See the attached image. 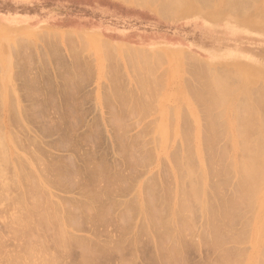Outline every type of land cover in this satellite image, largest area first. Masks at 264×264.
I'll list each match as a JSON object with an SVG mask.
<instances>
[{"label": "rangeland", "instance_id": "obj_1", "mask_svg": "<svg viewBox=\"0 0 264 264\" xmlns=\"http://www.w3.org/2000/svg\"><path fill=\"white\" fill-rule=\"evenodd\" d=\"M150 2L0 0V264H71L67 237L86 257L110 247L101 264H249L264 208L237 175L228 110L264 95V0Z\"/></svg>", "mask_w": 264, "mask_h": 264}, {"label": "bare ground", "instance_id": "obj_2", "mask_svg": "<svg viewBox=\"0 0 264 264\" xmlns=\"http://www.w3.org/2000/svg\"><path fill=\"white\" fill-rule=\"evenodd\" d=\"M125 2H127V3H132V4H135L136 2H138V0H124ZM157 1V0H156ZM155 0H153V2L155 3L156 2ZM161 2H159L158 3V5H160V3L161 4H163L162 6H164L163 8H166V10H168V11H170L171 13H172V8L175 10V8H176V10L178 9L177 7H185V6H192V5H194V4H196V3H200V4H205V0H160ZM225 1V7H224V3H222L223 4V8H224V10L225 11H222L223 13L224 12H238V11H243V10H245V8H246V5H244V2L246 1V0H223V2ZM149 3H152V2H150V0H149ZM136 4H138V3H136ZM136 4H135V6H136ZM139 4H141V2H139ZM144 5V4H143ZM157 5V6H158ZM243 5H244V8H243ZM145 6V5H144ZM161 6V5H160ZM159 6V7H160ZM242 6V7H241ZM158 10V9H157ZM159 11H160V13H164L165 14V10L164 9H162L161 8V10L159 9ZM245 12V11H244ZM158 15H160V14H158ZM166 15V14H165ZM160 17H164L163 15L161 16L160 15ZM167 17V16H166ZM258 17V16H257ZM259 17H264V10H263V15H259ZM258 17V18H259ZM170 18V17H169ZM104 42V41H103ZM102 42V43H103ZM124 53H126V52H124ZM219 58H223L224 56L222 55V54H220L219 56H218ZM226 59V58H225ZM190 60V59H189ZM191 61V60H190ZM202 64H199V66H201ZM203 66V65H202ZM204 67V66H203ZM202 67V68H203ZM199 68H201V67H199ZM249 68H252V67H249ZM250 85V82H248V84H247V86H249ZM224 89V100L223 101H225L226 99H227V97L229 96V94H230V92H229V89H227V87H224L223 88ZM245 90H247V88L245 89ZM261 105H264V95L263 94H261V95H259V96H256V97H251V96H248V99H247V102H246V104L244 105V112L243 113H239V111L237 110V108L236 107H234V106H232V108L230 109L229 108V110L228 111H230L232 114H234L235 115V119H234V121L232 122V128L234 129V136H233V143H234V146H235V149H236V151H235V155L234 156H236V158L235 159H237V169H236V171H238L237 172V175L240 173L241 174V176L243 177V179H242V177L240 178V180L242 179V182H245V183H243L242 184V186H244V184H246L245 186L246 187H244L245 189L246 188H248V192L247 193H250V194H248V195H250L251 197L253 196V199L255 198V201L257 202H255L256 204L254 205V206H257V205H259L260 207H262V208H264V118L263 117H261L260 115H259V113H258V107L259 106H261ZM243 109V108H242ZM260 113H262V112H260ZM263 114V113H262ZM246 115V117H244ZM262 116H264V115H262ZM255 126V128L257 129V131H258V136H257V138H255V139H252L251 137H249L248 136V133H247V131L250 129V128H253ZM245 133V134H244ZM34 143H36V142H34ZM36 144H38V143H36ZM5 146H7L6 144H5ZM2 147H4V145L2 146ZM5 148H7V147H4V149ZM3 151V150H2ZM6 151V150H5ZM3 153V152H2ZM5 153V152H4ZM5 155H6V153H5ZM7 156L8 155H6L5 157L7 158ZM4 157V156H3ZM2 157V158H3ZM6 158H4V159H6ZM0 172L2 173V170H0ZM90 172V171H89ZM190 172H188V174H189ZM46 174V173H45ZM1 175V174H0ZM90 176V175H89ZM93 177H94V175H93ZM45 178V177H44ZM90 178V177H89ZM95 178V177H94ZM87 179V178H86ZM92 180H93V178H92ZM95 180V179H94ZM93 180V181H94ZM87 181H89V180H86V183H89V182H87ZM240 182V181H239ZM35 183H36V181H35ZM85 183V182H84ZM34 184V183H33ZM239 184V183H238ZM48 185V184H47ZM80 186H81V184H79ZM240 185V184H239ZM248 185V186H247ZM49 186V185H48ZM83 186H84V184H83ZM206 186V185H205ZM237 186V185H236ZM241 185H240V187H242ZM86 187V186H85ZM90 187H92V186H90ZM90 187H88V188H90ZM240 187H238V188H240ZM84 188V187H83ZM94 188V187H93ZM96 188V187H95ZM94 188V189H95ZM194 188V187H193ZM94 189H90V190H93L94 191ZM98 189V188H97ZM82 190H85V189H82ZM90 190H87V192L88 191H90ZM103 190V189H102ZM197 190V189H196ZM240 190V189H239ZM241 190H242V188H241ZM240 190V192H242ZM86 191V190H85ZM92 191V192H93ZM98 191H100V188H99V190ZM105 191V190H104ZM195 191V190H194ZM199 191V190H198ZM205 191V190H204ZM80 192H81V190H80ZM80 192H78V193H80ZM106 192V191H105ZM202 192V191H201ZM200 192V195H202V193ZM46 193V192H45ZM90 193H91V191H90ZM90 193H89V196H91L90 195ZM193 193H196V192H193ZM199 193V192H198ZM239 193V192H238ZM237 193V194H238ZM245 190L243 191V194H244V196H243V198L244 197H246L245 196ZM247 193H246V195H247ZM53 194V193H52ZM87 194V193H86ZM190 194V193H189ZM54 195V194H53ZM93 195V194H92ZM95 195L96 196H99V195H97L96 193H95ZM95 195H93V196H95ZM105 195H106V193H105ZM107 195H108V193H107ZM200 195H197V196H195V197H199L200 198ZM239 195V194H238ZM95 196V197H96ZM102 196H104V195H102V193L100 194V196L99 197H102ZM187 196H190V195H187ZM193 195H191V197H192ZM241 197H242V194L240 195ZM46 197H47V194H46ZM86 197V196H85ZM190 197V198H191ZM241 197H236L235 196V198H236V200H238L237 198H241ZM56 198V197H55ZM90 198V197H89ZM103 198V200L106 198V196H105V198L104 197H102ZM102 198L101 199H99V200H102ZM184 198V197H183ZM188 198V197H187ZM187 198H186V200H187ZM198 198V199H199ZM243 198H242V200H243ZM246 198H249L248 196L246 197ZM47 199V198H46ZM64 199V198H63ZM88 199V198H87ZM92 199V198H91ZM91 199H88V200H91ZM189 199V198H188ZM252 199V198H251ZM251 199H249V201H248V203L250 204V202L252 201ZM95 200L97 201V199L95 198ZM105 200H108L107 198L105 199ZM185 200V199H184ZM201 200V199H200ZM199 200V201H200ZM235 200V202H236V204L239 202V201H241L242 202V200H238V202ZM247 200L248 199H246V200H243V201H246L247 202ZM251 200V201H250ZM62 201V200H61ZM114 201V200H113ZM112 201V202H113ZM190 200H188V202H189ZM51 202V201H50ZM49 202V203H50ZM63 202H65V200L63 201ZM66 202H67V200H66ZM72 202V201H71ZM75 202V201H74ZM78 202L80 203L81 202V200L79 201L78 200ZM90 202H93L92 200L90 201ZM105 202V201H104ZM111 202V199H110V201H109V203ZM184 202H187V201H184ZM187 202V203H188ZM246 202H244V203H246ZM253 202H254V200H253ZM56 203V202H55ZM67 203H69V202H67ZM81 203H83V202H81ZM85 203V202H84ZM94 203H96V202H93V210H94ZM106 203H108V202H106ZM108 203V204H109ZM240 203V202H239ZM252 203V202H251ZM34 204V203H33ZM57 204H58V202L56 203V205H55V207L57 206ZM73 205H74V203H72ZM78 204V203H77ZM85 204H87V203H85ZM97 204V203H96ZM101 204H103V201H102V203ZM113 204H114V202H113ZM112 203H111V205L112 206H114ZM122 204V203H121ZM184 204H186V203H184ZM189 204V203H188ZM232 204V203H231ZM234 204V203H233ZM247 204V203H246ZM254 204V203H253ZM35 205V204H34ZM73 205L71 206L72 208H73ZM88 208L90 209V211H89V209L88 210H86L87 208H85V207H81L80 205V207H79V209H77V210H75L76 209V207H74L73 209V213L74 214H79L80 212H78V213H76V211H81L82 213H84L85 211L87 212V211H89V212H91V207H92V205H90V203H88ZM110 205V206H111ZM126 205V204H125ZM125 205H124V207H125ZM248 205V204H247ZM59 206V208H58V210L60 209L61 210V208H60V204L58 205ZM57 206V207H58ZM87 206V205H86ZM91 206V207H90ZM102 206V205H101ZM112 206L110 207L111 209H112ZM185 206V205H184ZM30 207V206H29ZM50 207V206H49ZM57 207L56 208H54V209H56V211H55V213L56 212H58L57 211ZM65 206H63V208H64ZM70 207V208H71ZM104 207V206H103ZM103 207H102V209H103ZM252 207V206H251ZM31 208V207H30ZM80 208H82V210L84 209V212L80 209ZM105 208V207H104ZM95 209H96V207H95ZM28 210H30V209H28ZM51 210V209H50ZM59 210V211H60ZM70 210V209H69ZM72 210V209H71ZM93 210H92V212H93ZM97 210V209H96ZM104 210H107V209H104ZM262 210V209H261ZM63 211H66V212H68V214L71 216V211H67V210H65V209H63ZM75 211V212H74ZM95 211V210H94ZM48 212V211H47ZM70 212V213H69ZM89 212H87V215H88V213ZM98 212V211H97ZM101 212V210L98 212V213H100ZM59 213V212H58ZM61 213V212H60ZM60 213L58 214V215H60ZM82 213H80V216H81V214ZM96 212H93V214H95ZM108 213V212H107ZM26 214V213H25ZM48 214V213H47ZM51 214V213H50ZM66 214V213H65ZM67 214V215H68ZM85 214V213H84ZM91 213H89V215H90ZM93 214H91L92 216H93ZM262 214V213H261ZM34 215V214H33ZM32 215V216H33ZM69 215H68V218H66V216H64V218L63 219H69ZM88 215V216H89ZM25 216V215H24ZM23 216V217H24ZM35 216V215H34ZM50 216V215H49ZM61 216V215H60ZM59 216V219L61 218ZM76 216V215H75ZM80 216H78V217H80ZM86 216V215H85ZM95 216H97V214H95ZM100 217H101V215H99ZM87 217V216H86ZM51 218V217H50ZM53 218H55L54 216H52V219ZM84 218V217H83ZM87 218H90V217H87ZM87 218H85V219H83L84 220V223L86 222V220H87ZM18 219V218H17ZM17 219H15V220H17ZM19 219H20V217H19ZM44 219V218H43ZM66 219L64 220V221H66ZM91 219V218H90ZM89 219V221H91V220H94V219H91L90 220ZM14 220V221H15ZM27 220H28V218H27ZM42 220V219H41ZM18 221V220H17ZM17 221H15V223L17 222ZM59 220H57V222H58ZM73 221V220H72ZM72 221H69V223L70 222H72ZM75 221V220H74ZM88 221V220H87ZM89 221L87 222V223H89ZM62 222V221H61ZM60 222V223H61ZM94 222V221H93ZM97 222V221H96ZM101 222V221H100ZM18 223H19V221H18ZM43 223H45V221L43 220ZM60 223H58V224H60ZM67 222H65V224H66ZM69 223H67V224H69ZM75 223H77V222H75ZM74 223V224H75ZM80 223V222H79ZM79 223L78 224H75L76 226L77 225H79ZM86 223V224H87ZM91 223V222H90ZM46 224V223H45ZM44 224V225H45ZM94 224V223H93ZM96 224V223H95ZM94 224V225H95ZM88 225V224H87ZM90 225V224H89ZM97 225V224H96ZM42 226V225H41ZM40 226V227H41ZM46 226H47V224H46ZM60 226L61 227H63L64 225L62 224H60ZM60 226H59V228H60ZM75 227V226H74ZM73 227V225H72V228H74ZM80 227V226H79ZM78 227V228H79ZM95 227V226H94ZM77 228V227H76ZM81 228V227H80ZM41 229H42V227H41ZM48 229H49V226H48ZM47 229V230H48ZM51 231V230H50ZM62 231V230H61ZM96 231V230H95ZM97 231H98V229H97ZM96 231V232H97ZM63 232V231H62ZM68 232V231H67ZM88 232H89V230H88ZM95 232V233H96ZM253 233H252V238H253V240L252 241H254V243H253V247H254V249H253V251H255L254 253H251L250 254V257H248V263L249 264H264V213L262 214V216L260 217V220L258 221V223H257V226L253 229V231H252ZM30 233V232H29ZM46 234V233H45ZM64 234H65V231H64ZM99 234V233H98ZM128 234V233H127ZM43 235V234H42ZM61 235H63L62 233H61ZM60 235V236H61ZM96 235V234H95ZM40 235H38V237H39ZM51 236H52V234H51ZM58 236H59V234H58ZM58 236H57V239H58ZM65 236V235H64ZM93 236V235H92ZM99 236V235H98ZM111 236V235H110ZM138 236V235H137ZM3 237V236H2ZM53 237H56L55 235L53 236ZM102 237V236H101ZM100 237V238H101ZM49 238H50V236H49ZM68 239H66V241L67 240H69V242L71 241V239H73V243L75 244V246H77V244H78V246L76 247V248H74L75 246H74V244H71V245H68V247L69 248H71V247H73V248H71L72 249V251L73 252H71L70 250H69V248L67 249L66 248V244H68V242L66 243V241L64 242V243H66V244H63L64 246H65V248H66V250L65 251H67V253L66 252H63V253H65L66 255H65V258H66V256L68 255V257L71 259L70 261L72 262L71 264H74V262H76V260L74 259V258H72L71 257V255H73L74 254V252L76 251V249L77 248H79V251L81 252V253H85L86 251L85 250H83V249H88V247H86L85 246V244L83 243V249L81 248V247H79V242L81 241V237L79 238L80 240H78L77 242H75V240H74V238L72 237V238H70L69 239V237H67ZM85 238V237H84ZM98 238V237H97ZM97 238H95V239H97ZM100 238H98V239H100ZM122 238V237H121ZM138 238V237H137ZM0 239H2V238H0ZM43 239H44V235H43ZM65 238L63 237V239H62V241L64 240ZM116 239V238H115ZM125 238H123V240H124ZM128 239V238H127ZM126 239V240H127ZM3 240V239H2ZM41 240V239H40ZM39 240V241H40ZM60 240V238L58 239V241ZM82 240H83V237H82ZM103 240V239H102ZM106 240V239H105ZM117 240V239H116ZM138 240H140L139 238H138ZM137 240V241H138ZM4 241V240H3ZM42 241V240H41ZM61 241V240H60ZM93 241H94V243H93ZM104 241V240H103ZM119 241L120 240H118V244L116 243V241L114 240V242L117 244V249H118V247H119V245L120 244H122L121 242H120V244H119ZM125 241V240H124ZM130 241V240H129ZM72 242V241H71ZM70 242V243H71ZM81 242H83V241H81ZM87 242V241H86ZM88 242H90V240L88 241ZM92 242V243H91ZM90 243H91V252L93 253V256L92 257H90L89 259H87L86 260V258H88L89 256H91L92 255V253L90 252L89 254V256H87L86 257V253H85V257L84 256H82L81 255V253L79 254V253H75L74 255H77V254H79V257H81L82 256V258H85V260L83 259L82 260V258H81V260H82V262L81 263H85V261H86V263L87 264H97V263H99V262H97L98 261V258H102V257H100L99 255H106L107 254V252L109 253V251H111V249H110V247L108 248V246H107V248L109 249V250H107L106 248H103V247H100V244H98L95 240H92ZM99 242H100V240H99ZM105 242V241H104ZM108 242V241H107ZM111 242V241H110ZM113 242V241H112ZM131 242V241H130ZM37 243H38V241H37ZM60 242H58V244H59ZM102 243V242H101ZM115 243H113V244H115ZM124 244H125V242H123ZM138 243V245H139V242H137ZM93 244H98V245H93ZM107 244V243H106ZM3 245H4V243H3ZM30 245H32V244H30ZM39 245V244H38ZM46 245V244H45ZM61 245V247H62V244H60ZM123 245V244H122ZM128 245V244H127ZM125 245L126 246V248L128 247V246H131V244L130 245ZM137 245V246H138ZM0 246H2V245H0ZM40 246H44V244L43 245H40ZM48 246V245H47ZM51 246V245H50ZM39 247V246H38ZM41 247V248H42ZM49 247V246H48ZM84 247H86V248H84ZM25 248H27V247H25ZM29 248V247H28ZM44 248H45V246H44ZM60 248V247H59ZM63 248V247H62ZM122 248H123V246L122 247H120L119 249L122 251ZM132 248V247H131ZM139 248V247H138ZM31 249V248H30ZM43 249V248H42ZM53 249V248H52ZM81 249H82V251H81ZM106 249V250H105ZM45 250V249H44ZM43 250V251H44ZM47 251H50L49 250V248L48 249H46ZM64 250V249H63ZM127 250V249H126ZM125 250V251H126ZM131 250V249H130ZM26 251V250H25ZM36 252L35 253H37L38 252V250H35ZM121 251H118V253H121ZM129 251V250H128ZM133 251H134V249H133ZM139 251V250H138ZM141 251V250H140ZM29 252V251H28ZM32 252H33V250H32ZM76 252H78V251H76ZM88 252V251H87ZM12 253V252H11ZM30 253L31 252H29V255H30ZM43 253V252H42ZM41 253V254H42ZM45 253H48V252H46L45 251ZM115 253V252H114ZM128 253V252H127ZM129 253H133V252H129ZM128 253V257H130L129 255H131V254H129ZM31 254H34V253H31ZM38 254V253H37ZM49 254H50V252H49ZM122 254V253H121ZM124 254V253H123ZM134 254L135 253H133L132 255H131V257L132 256H134ZM160 254V253H159ZM3 255V253L1 254L0 253V256H2ZM45 255V254H44ZM52 256L53 255H55V254H51ZM57 255V254H56ZM64 255V254H63ZM74 255H73V257H74ZM81 255V256H80ZM125 255H126V252H125ZM140 255V254H139ZM139 255H138V257H139ZM141 255H142V253H141ZM152 255V254H151ZM18 256V255H17ZM37 256V255H36ZM43 256V255H42ZM41 256V257H42ZM46 256H47V254H46ZM108 255H106V257H103L104 259H105V261H106V259L108 258L107 257ZM111 256V255H110ZM115 256V255H114ZM113 256V257H114ZM126 256V257H127ZM4 258L6 257V256H3ZM9 257H11V256H9ZM14 257V256H13ZM29 257V256H28ZM30 257H31V255H30ZM45 257V256H44ZM50 257V256H49ZM118 257V256H117ZM148 257V256H147ZM2 258V257H1ZM7 258V257H6ZM15 258H17V257H15ZM51 258V261H53L54 259L56 260L57 258L56 257H53L54 259H52V257H50ZM64 258V256H62V254H61V258H59V261L60 260H62ZM77 258H78V256H77ZM76 258V259H77ZM102 258V259H103ZM139 258H141V257H139ZM150 258V257H149ZM23 259V258H22ZM22 259H21V261H22ZM33 259V258H32ZM38 259V258H37ZM46 259V258H45ZM45 259H44V261H45ZM66 259H68V258H66ZM74 259V260H73ZM102 259H100V260H102ZM115 259V258H114ZM120 259V258H119ZM118 259V260H119ZM125 259V258H124ZM132 259V258H131ZM136 259H137V257H136V255L134 256V258L132 259L133 261L135 260L136 261ZM142 259V258H141ZM151 259V258H150ZM0 260H2V259H0ZM12 258H11V262H12ZM17 260H20V258L19 259H17ZM36 260V259H35ZM41 260H42V258H41ZM55 260H54V262H55ZM64 260L65 259H63L62 260V262L64 263V264H66L67 262H69V259L67 260V261H65L64 262ZM74 262H73V261ZM80 259H77V261H79ZM99 260V261H100ZM108 260H110V259H108ZM107 260V261H108ZM116 260H117V258H116ZM121 260V259H120ZM119 260V261H120ZM123 260V259H122ZM121 260V261H122ZM131 260V261H132ZM143 260V259H142ZM154 260V259H153ZM7 261H8V259H7ZM24 261V260H23ZM102 261H104V260H102ZM106 261V262H107ZM111 261V260H110ZM118 261V264L120 263ZM133 261L131 262L132 264H133ZM146 261H148V260H146ZM150 261H152V260H150ZM17 263H18V261H16ZM27 260H26V263H24V264H27ZM37 262V261H36ZM40 262H42V261H40ZM45 262H49V260H47V261H45ZM45 262H43V264L45 263ZM52 263V264H56L57 262H58V259L56 260V263ZM62 262H60L61 264H63ZM80 262L78 263H76V264H80ZM125 262H126V260H125ZM125 262H122V263H125ZM128 262H130L129 260H128ZM145 262V261H144ZM143 262V263H144ZM10 263V262H9ZM23 263V262H22ZM22 263H20V264H22ZM30 263H32V262H29V264ZM50 262H49V264H51ZM59 263V262H58ZM57 263V264H58ZM59 263V264H60ZM70 263V262H69ZM68 263V264H69ZM108 263V262H107ZM110 263V262H109ZM117 263V262H116ZM121 263V264H122ZM135 263V262H134ZM138 263H140V262H138ZM142 263V264H143ZM153 263V262H152ZM15 264V263H14ZM36 264V263H35ZM39 264V263H38ZM99 264H101V261H100V263ZM126 264V263H125ZM128 264H130V263H128ZM135 264H137V263H135ZM145 264V263H144ZM148 264V263H147ZM154 264V263H153Z\"/></svg>", "mask_w": 264, "mask_h": 264}]
</instances>
